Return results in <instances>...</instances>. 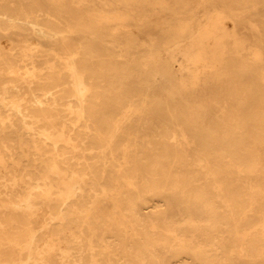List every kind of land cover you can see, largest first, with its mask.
Instances as JSON below:
<instances>
[{"label":"bare ground","instance_id":"6f19581e","mask_svg":"<svg viewBox=\"0 0 264 264\" xmlns=\"http://www.w3.org/2000/svg\"><path fill=\"white\" fill-rule=\"evenodd\" d=\"M216 1L0 0L48 43L0 42V264H264V0Z\"/></svg>","mask_w":264,"mask_h":264},{"label":"rangeland","instance_id":"374dc122","mask_svg":"<svg viewBox=\"0 0 264 264\" xmlns=\"http://www.w3.org/2000/svg\"><path fill=\"white\" fill-rule=\"evenodd\" d=\"M214 4H216V6H219V7H222V8L226 7V5L222 1H219V0H217ZM164 13H165L166 22L173 21V20L176 19V17H178V15L176 13H174V12L168 10V9H165ZM190 14H191V17L193 18V26H194V28H197L199 26V24L201 23V17L203 15V9L196 7V8L191 9L189 12L186 11L185 13L182 14V16H188ZM238 27L240 28V31L243 32V29H241V27L239 25H238ZM154 34H155V32L152 29H149V28L145 29V26H141L140 27V31L138 33H133L129 37L133 38V42L141 43V42L147 41ZM6 38H10V39H13V40L25 39V38H28V39L32 40V39L36 38V39H38V41L44 47L48 46V43L45 40L36 37L31 32H23V31L21 32V31L15 30V29H10L8 31L0 30V42L3 41ZM120 38L122 40L125 39L124 36H120ZM81 39H82V37L80 35L71 34V35L68 36L67 42H68L69 45L72 46L75 43L79 42ZM56 46L61 49L62 44L61 43H57Z\"/></svg>","mask_w":264,"mask_h":264}]
</instances>
